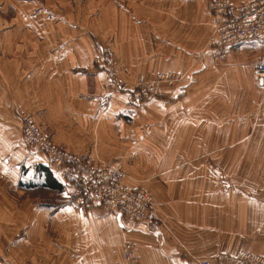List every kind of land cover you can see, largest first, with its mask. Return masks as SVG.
Here are the masks:
<instances>
[{
    "label": "crops",
    "instance_id": "obj_1",
    "mask_svg": "<svg viewBox=\"0 0 264 264\" xmlns=\"http://www.w3.org/2000/svg\"><path fill=\"white\" fill-rule=\"evenodd\" d=\"M208 0H0V264H192L186 252L264 255V93L256 56L198 59L212 28ZM236 4L250 0H232ZM120 78L181 72L139 107L105 109V47ZM96 163L123 164L152 195L155 218L129 226L104 208L78 210L21 122Z\"/></svg>",
    "mask_w": 264,
    "mask_h": 264
},
{
    "label": "built area",
    "instance_id": "obj_2",
    "mask_svg": "<svg viewBox=\"0 0 264 264\" xmlns=\"http://www.w3.org/2000/svg\"><path fill=\"white\" fill-rule=\"evenodd\" d=\"M206 11L212 32L198 59L209 64H223L232 48L257 43L260 50L255 59L254 82L264 93V0L241 4L232 0H208ZM96 63L102 68L101 103L105 111L117 95H124L130 106L139 107L159 97L164 87L175 88L185 79L181 72H165L152 79L139 77L134 84L127 83L120 78L116 54L109 47L103 48ZM21 130L26 145L44 156L78 210L104 208L123 215L129 226L155 218L154 198L129 183L130 176L123 164L96 163L87 154L73 153L56 145L32 117L22 119ZM118 254L123 257V264H142L134 244L127 243L112 250L113 256ZM186 256L192 264H264V255L252 252L224 253L214 260L201 259L189 252Z\"/></svg>",
    "mask_w": 264,
    "mask_h": 264
},
{
    "label": "rangeland",
    "instance_id": "obj_3",
    "mask_svg": "<svg viewBox=\"0 0 264 264\" xmlns=\"http://www.w3.org/2000/svg\"><path fill=\"white\" fill-rule=\"evenodd\" d=\"M209 40V39H208ZM208 45V42H207ZM207 45L204 47V49L207 47ZM108 47V46H107ZM111 49V48H110ZM112 50V49H111ZM260 50V46L257 43H250V44H242L239 46H236L234 48H232L230 51L231 52H239V53H247L251 56H257L258 52ZM203 51V50H202ZM201 51V52H202ZM200 52V53H201ZM199 53V54H200ZM116 54V53H115ZM117 58V57H116ZM256 59V58H255ZM118 62V61H117ZM224 64V63H223ZM136 81V80H135ZM135 82L131 83L134 84Z\"/></svg>",
    "mask_w": 264,
    "mask_h": 264
}]
</instances>
